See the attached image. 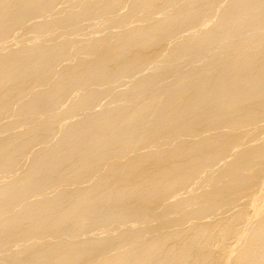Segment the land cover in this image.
<instances>
[{
    "label": "bare ground",
    "instance_id": "obj_1",
    "mask_svg": "<svg viewBox=\"0 0 264 264\" xmlns=\"http://www.w3.org/2000/svg\"><path fill=\"white\" fill-rule=\"evenodd\" d=\"M0 264H264V0H0Z\"/></svg>",
    "mask_w": 264,
    "mask_h": 264
}]
</instances>
